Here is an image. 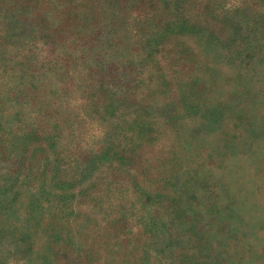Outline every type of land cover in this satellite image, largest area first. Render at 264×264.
<instances>
[{
	"label": "rangeland",
	"instance_id": "374dc122",
	"mask_svg": "<svg viewBox=\"0 0 264 264\" xmlns=\"http://www.w3.org/2000/svg\"><path fill=\"white\" fill-rule=\"evenodd\" d=\"M178 42L185 81L150 66V97L107 119L121 160L110 143L78 161L65 136L35 155L0 90V264H264V50Z\"/></svg>",
	"mask_w": 264,
	"mask_h": 264
},
{
	"label": "trees",
	"instance_id": "16d2710c",
	"mask_svg": "<svg viewBox=\"0 0 264 264\" xmlns=\"http://www.w3.org/2000/svg\"><path fill=\"white\" fill-rule=\"evenodd\" d=\"M187 37L264 50V0H0V90L18 96L22 146L35 139V155L60 152L53 139L65 136L78 161L93 162L111 144L121 160L123 140L115 130L106 137L107 119L119 125L126 106L150 97L140 89L150 66L167 83L185 81L176 69L185 66L178 41ZM219 225L238 233L232 217Z\"/></svg>",
	"mask_w": 264,
	"mask_h": 264
}]
</instances>
